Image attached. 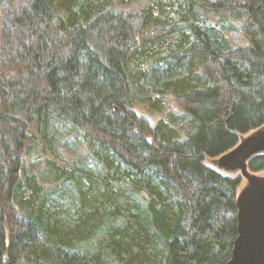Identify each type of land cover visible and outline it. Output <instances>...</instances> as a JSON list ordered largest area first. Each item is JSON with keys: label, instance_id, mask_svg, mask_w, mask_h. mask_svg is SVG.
I'll use <instances>...</instances> for the list:
<instances>
[{"label": "trees", "instance_id": "trees-1", "mask_svg": "<svg viewBox=\"0 0 264 264\" xmlns=\"http://www.w3.org/2000/svg\"><path fill=\"white\" fill-rule=\"evenodd\" d=\"M263 126L264 0H0V264H226L243 178L205 159Z\"/></svg>", "mask_w": 264, "mask_h": 264}, {"label": "water", "instance_id": "water-1", "mask_svg": "<svg viewBox=\"0 0 264 264\" xmlns=\"http://www.w3.org/2000/svg\"><path fill=\"white\" fill-rule=\"evenodd\" d=\"M264 153V126L247 135L219 157V164L238 171L247 185L237 193V236L226 264H264V177L248 170L247 163Z\"/></svg>", "mask_w": 264, "mask_h": 264}, {"label": "rangeland", "instance_id": "rangeland-1", "mask_svg": "<svg viewBox=\"0 0 264 264\" xmlns=\"http://www.w3.org/2000/svg\"><path fill=\"white\" fill-rule=\"evenodd\" d=\"M160 10V9H159ZM157 10V12L159 11ZM170 9H165V11L163 12V14H160L161 16H165L164 13H166V15H168V19H170L171 21L176 20V16L174 14L175 11H170ZM156 13V11H153ZM174 35V34H173ZM172 35V36H173ZM176 37V36H174ZM161 50H165L167 47H165L164 45H160L159 47ZM154 81L150 78H145L144 79V83L143 86H140L137 91H136V96L137 99L140 101L137 104H134V108L136 110V112L146 118L151 119L153 122H155L159 116L154 114L153 112L149 111L150 107L148 106V103H152L154 101V99L156 98V94L154 93ZM142 100H144L145 102H142ZM163 104L169 109L172 110L176 113L182 114V111H180V109L178 108V106L176 105L175 101L171 98V97H167L165 96L163 98ZM253 133V132H251ZM249 133V134H251ZM243 135L242 137H240V141L245 138L247 135ZM71 134H69V138H70ZM83 152V150H77L72 154H68L66 156L65 161H72L76 158V156L80 153ZM90 160V164H88L87 166L89 167L88 170V176H90V178L94 179V181H99L100 184H104V182H106L105 187L108 188L109 190L105 189V192H107L109 195L111 194L110 188L114 190V185H113V181L110 178L105 177L106 175H102V171L101 169H99L96 165V162L93 159H89ZM60 164H63V166H65V162L64 161H58ZM205 164L216 170L217 172L223 174V175H235L237 173H239L238 171H230L227 170L225 168H223L220 164H219V158H206L205 159ZM104 170V169H103ZM259 176H263L264 177V170L261 172L256 173ZM247 185V181L243 180L241 185L239 186L238 191H241L245 186ZM113 194H115V192L113 191ZM73 198H76V196L74 194H70ZM59 202V201H58ZM75 204L72 203L70 201V199H65L62 202H59V205L57 207H55V212L57 213V215H62L64 216V220L68 223L71 221H77L79 219L78 214H76L75 208H74Z\"/></svg>", "mask_w": 264, "mask_h": 264}]
</instances>
